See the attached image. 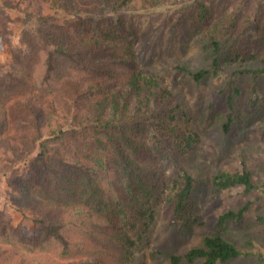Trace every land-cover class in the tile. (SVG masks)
I'll use <instances>...</instances> for the list:
<instances>
[{
  "label": "trees",
  "instance_id": "obj_1",
  "mask_svg": "<svg viewBox=\"0 0 264 264\" xmlns=\"http://www.w3.org/2000/svg\"><path fill=\"white\" fill-rule=\"evenodd\" d=\"M7 10L26 12L32 25L16 46L0 16V49L8 45L14 60L9 73L0 71V150L14 148L29 160L0 169L17 207L32 210L37 226H14L1 209L0 189V264H143L130 235L146 218L156 219L158 204L166 205L173 227L192 232L205 225L196 213L199 180L175 157L194 153L200 138L185 125L183 105L165 79L145 65L197 36L212 66L174 70L188 73L197 87L208 75L226 79L218 94L227 106L222 129L230 135L242 97L236 75L254 79L251 111L264 99V65L225 70L238 47L263 45L264 0H0V15ZM59 10L64 17L54 15ZM141 17L149 18L147 28ZM254 177L242 161L235 172L209 177V187L214 196L238 187L254 194L264 185ZM263 194L223 209L216 221L221 231L171 264L252 256L225 240L222 229L241 224Z\"/></svg>",
  "mask_w": 264,
  "mask_h": 264
},
{
  "label": "rangeland",
  "instance_id": "obj_2",
  "mask_svg": "<svg viewBox=\"0 0 264 264\" xmlns=\"http://www.w3.org/2000/svg\"><path fill=\"white\" fill-rule=\"evenodd\" d=\"M54 15L64 17L62 10ZM0 16L6 22V27L13 32V44L19 46L22 31L27 27L26 25H32L28 15L21 10H7L1 12ZM138 19L142 21L143 28L149 26V18ZM187 43L183 47H178L171 56L155 54L156 57L146 64L145 68L165 79L166 86L176 95V101L183 105L181 116L187 122L185 125L200 138L198 149L194 153L184 156L177 154L175 157L189 173L199 180L195 195L196 213L205 225L195 227L192 232L173 227L169 222L171 214L167 217L166 205H156V219L151 221L146 218L143 224L130 235L139 245L136 252L142 257L143 264H171V257L184 256L190 249L199 245L205 235L221 231V229L217 230L216 221L223 209L227 207L239 209L250 199L256 201L255 197L261 195L264 190V185H259L264 180V99L255 111L249 109L250 88L253 86L254 79L247 75H236L235 79L242 87V97L237 100L238 120L232 133L225 135L222 123L226 118L227 106L224 96L219 95L218 91L223 88L226 79L224 77L217 79L208 75L203 79L202 85L197 87L188 73L174 70L177 65H183L191 71L212 66L210 59H205L204 44H201L197 36L190 38ZM263 45L258 46L254 43L252 50L244 52L238 47L233 52L238 58L229 59L225 70L230 74L243 68L253 69L264 65ZM241 52L244 56L239 57ZM13 61L8 45L3 50L0 49L2 74L12 70ZM19 70L22 73V69L19 68ZM261 82L259 85L264 92V78ZM197 89L201 91V96ZM14 151V148L9 152L0 150V168L2 165L27 166L24 163L29 160L28 155ZM14 157L18 159L15 160ZM242 161H245L254 172L255 181L260 189H257L258 191L256 190L254 194L245 195L243 187H238L232 192L214 196L209 187V177L219 170L235 172L241 167ZM167 170L171 176L176 174L178 168L175 160L169 161ZM0 189L4 192L1 198V209H5L10 214L14 226L25 225L33 230L37 225L34 226L32 220L36 219L37 215L32 210H19L17 207L19 199L7 185L6 177L1 169ZM222 234L225 240L236 245L240 250L254 253L250 257L233 259L226 264H262L263 260H260V257L264 256V194L263 198L260 201L257 200L251 207L241 224L234 222L226 224L222 229ZM152 252L158 253L156 259L151 256ZM182 264H203V261L199 259L190 263L184 259Z\"/></svg>",
  "mask_w": 264,
  "mask_h": 264
}]
</instances>
